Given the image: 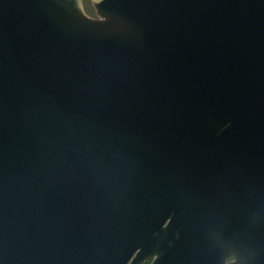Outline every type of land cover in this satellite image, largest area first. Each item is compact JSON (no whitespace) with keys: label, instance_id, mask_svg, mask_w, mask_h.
Here are the masks:
<instances>
[{"label":"water","instance_id":"1","mask_svg":"<svg viewBox=\"0 0 264 264\" xmlns=\"http://www.w3.org/2000/svg\"><path fill=\"white\" fill-rule=\"evenodd\" d=\"M0 0V264H264V0Z\"/></svg>","mask_w":264,"mask_h":264},{"label":"rangeland","instance_id":"2","mask_svg":"<svg viewBox=\"0 0 264 264\" xmlns=\"http://www.w3.org/2000/svg\"><path fill=\"white\" fill-rule=\"evenodd\" d=\"M85 4L87 6V9L90 11L91 10V7H92L90 0H85Z\"/></svg>","mask_w":264,"mask_h":264},{"label":"flooded vegetation","instance_id":"3","mask_svg":"<svg viewBox=\"0 0 264 264\" xmlns=\"http://www.w3.org/2000/svg\"><path fill=\"white\" fill-rule=\"evenodd\" d=\"M151 260H149L146 264H149Z\"/></svg>","mask_w":264,"mask_h":264}]
</instances>
